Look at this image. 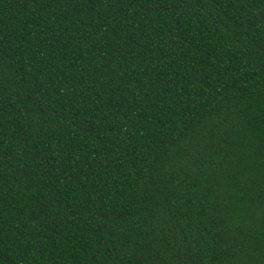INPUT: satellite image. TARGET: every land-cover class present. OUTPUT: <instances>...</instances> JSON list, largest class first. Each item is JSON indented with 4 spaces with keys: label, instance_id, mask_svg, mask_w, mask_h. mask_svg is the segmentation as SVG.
Masks as SVG:
<instances>
[{
    "label": "trees",
    "instance_id": "1",
    "mask_svg": "<svg viewBox=\"0 0 264 264\" xmlns=\"http://www.w3.org/2000/svg\"><path fill=\"white\" fill-rule=\"evenodd\" d=\"M0 264H264V0H0Z\"/></svg>",
    "mask_w": 264,
    "mask_h": 264
}]
</instances>
